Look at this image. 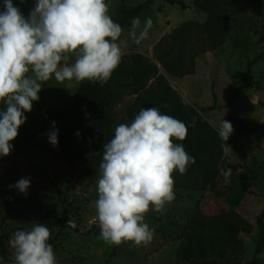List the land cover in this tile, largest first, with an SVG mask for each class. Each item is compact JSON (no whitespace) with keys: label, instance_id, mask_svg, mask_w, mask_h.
<instances>
[{"label":"rangeland","instance_id":"1","mask_svg":"<svg viewBox=\"0 0 264 264\" xmlns=\"http://www.w3.org/2000/svg\"><path fill=\"white\" fill-rule=\"evenodd\" d=\"M137 5L145 0H109V9L119 15L121 2ZM189 7L183 8L166 0L153 2L140 14L141 29L150 17L153 26L149 36L139 45L129 36L132 24L123 25L120 46L122 59L132 66V76L138 83L120 88L112 96L113 123L106 129L78 121L80 114L92 117L99 114V103H81L83 111L70 107L64 117H52L50 106L36 105L18 129V136L10 141L13 148L9 155L0 156V187L13 203L24 212L40 216L50 230L57 264H202L182 258V254L204 258L203 241L210 244L222 240L227 234L226 225L231 219L252 223L250 233H240L236 244L227 251L231 263L245 264L254 255L260 228L257 214L264 208V176L257 167L264 162V0H247L242 7L226 11L227 24L218 31L214 49L202 51L203 44H213L211 32L200 30L191 34L183 48L187 59L197 54L195 70L185 76H172L158 60L155 46L174 27L186 20L207 21L208 13L198 7L195 0H184ZM14 6L27 18L36 0H12ZM4 11L1 0L0 12ZM140 29L137 30L139 33ZM248 87L230 101L236 88L243 82V75L250 63ZM115 71V70H114ZM75 81L58 83L54 79L49 98L53 108L77 100ZM44 93V86L38 93ZM230 101V102H229ZM219 103L220 107L204 111L203 106ZM228 105L223 107V104ZM191 103L198 113H191L183 121L187 136L182 143L189 145L200 140L210 128H219L222 120L229 121L233 132L222 157L221 167L231 169L230 182L220 176L215 185L192 191L191 195L178 196L166 205L165 212L150 211L145 220L155 228L152 242L144 247L130 243L119 246L105 243L100 238L95 201L98 199L97 183L103 146L114 135L116 126L131 123L142 108L158 107L162 114L174 109L184 110ZM4 106L0 103V109ZM233 114L247 121V127ZM58 129V145L53 146L47 133L52 122ZM79 133V135H77ZM21 178H29L27 194L15 185ZM249 189L259 192L252 193ZM0 210V219L9 212ZM66 218V225L56 223ZM78 221L76 227L67 221ZM38 221L15 213L5 222L1 232L10 254L0 256L5 262L13 257L9 245L11 234L22 227L32 228ZM223 243V241H221ZM221 244V243H220ZM223 245V244H222ZM264 262V254L261 258Z\"/></svg>","mask_w":264,"mask_h":264},{"label":"clouds","instance_id":"2","mask_svg":"<svg viewBox=\"0 0 264 264\" xmlns=\"http://www.w3.org/2000/svg\"><path fill=\"white\" fill-rule=\"evenodd\" d=\"M23 2V0H21ZM139 17L132 19L129 36L139 45L153 26L146 18L141 29ZM140 29L139 33L137 30ZM122 27L109 15L106 0H36L26 18L12 0H4L0 12V156L10 154V141L18 136L33 101L51 79L58 83L106 84L119 66L124 52L120 46ZM233 132L222 120L218 135L227 141ZM49 142L58 145V129L52 122ZM79 135V133H77ZM187 136L183 121L162 114L158 107L142 108L131 123L116 126L113 137L103 146L95 201L100 238L119 246L130 243L148 246L155 228L146 214L165 212L175 200L173 172L184 175L195 163L182 143ZM225 183L231 169H221ZM29 178L14 186L27 194ZM11 199V197H9ZM50 230L36 224L31 230L11 234L13 264H57Z\"/></svg>","mask_w":264,"mask_h":264},{"label":"trees","instance_id":"3","mask_svg":"<svg viewBox=\"0 0 264 264\" xmlns=\"http://www.w3.org/2000/svg\"><path fill=\"white\" fill-rule=\"evenodd\" d=\"M109 0H106L108 3ZM172 4L179 5L183 8L189 7V4L184 0H166ZM247 0H195L198 7L208 13V19L205 22L199 20H186L181 24L174 27L169 33L164 35L155 46V53L158 60L162 63L164 68L172 76H185L191 74L195 70L196 58L198 55L194 54L190 56L188 60L184 56L183 52L179 48H183L187 42L189 36L194 32L200 30L211 32V41L213 44H203L202 51L206 49H214L219 44L215 42L218 31H224L226 29L227 17L226 11L228 9H237ZM153 0H145L137 5H130L125 1L121 2V13L119 15L113 13L109 9V15L112 19L119 23L121 27L130 23L131 19L141 12H143ZM1 4V0H0ZM252 62L248 66L247 71L243 75V82L236 88L230 101L235 99L240 91L248 87V76L252 68ZM132 66L125 60H121L119 66L112 73L109 81L101 86L99 83L92 84L89 81L80 83L76 89L77 100L70 104L53 108L49 98L52 95L54 87V78L46 82L44 86V93L35 101L36 105H40L44 108L50 106V112L52 117L60 119L65 116L66 111L70 107H76L80 112L83 111L81 103L92 102L99 103L101 105L99 114L92 117L84 116L82 113L78 118V121H85L91 126H98L102 129H106L113 123L112 118V96L119 91L120 88L124 89L130 86H134L138 81L132 76ZM229 101V102H230ZM223 104V107H227L228 103ZM2 104V103H1ZM220 107L219 103H213L203 106L204 111H209ZM199 110L191 103H189L184 110L174 109L169 114L170 116H177L181 119H185L191 113H198ZM233 120H239L243 126L247 127V121L244 118H239L233 114L230 115ZM230 139L226 142L223 141L218 135V129L212 127L209 131L198 141L191 143L186 151L190 156L195 158V163H190L187 168V172L181 175L178 170L173 172L174 178V192L178 196L191 195L192 191L207 189L210 186L215 185L218 178L221 176L220 170L222 157L225 154ZM102 161V160H101ZM257 172L264 176V162L257 167ZM250 192L258 194L259 192L249 189ZM9 208V212L0 219V256L8 258L10 254L9 246L5 241L3 234L5 222L12 217L15 213H20L28 217L29 219L38 221L39 224L47 222L46 219L40 216H33L24 212L20 207L16 206L12 199L3 192L0 187V210L3 208ZM257 224L260 228V233L257 239V245L254 255L251 259L247 260L245 264H264L262 255L264 254V208L257 214ZM56 223L60 226L66 225V218L61 217L56 220ZM252 223L242 219H231L226 225L227 234L222 240L215 239L210 244L206 241L202 242L201 248L207 251V256L200 258L192 255L190 252L182 254V258L192 263L202 264H238L231 263L228 260L227 251L230 246L235 245L239 240V234L250 233L252 231ZM32 228L22 227L21 230H31ZM223 241V243L221 242ZM53 246V240L48 241ZM221 243V244H220ZM223 244V245H222ZM0 264H13V257L8 261Z\"/></svg>","mask_w":264,"mask_h":264},{"label":"water","instance_id":"4","mask_svg":"<svg viewBox=\"0 0 264 264\" xmlns=\"http://www.w3.org/2000/svg\"><path fill=\"white\" fill-rule=\"evenodd\" d=\"M67 222L69 224H71V226H73V227H76L78 225V221L73 220V219H69Z\"/></svg>","mask_w":264,"mask_h":264}]
</instances>
